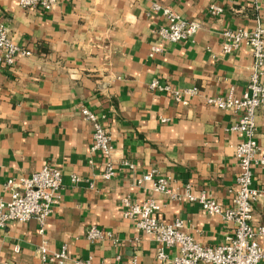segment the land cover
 Masks as SVG:
<instances>
[{
  "label": "crops",
  "instance_id": "1",
  "mask_svg": "<svg viewBox=\"0 0 264 264\" xmlns=\"http://www.w3.org/2000/svg\"><path fill=\"white\" fill-rule=\"evenodd\" d=\"M154 4L172 8L202 28L190 39L170 42L159 33L166 21ZM211 5L224 9L219 15ZM264 28V0H59L50 11L24 9L0 0V25L29 56L0 64V200L9 178L46 165L59 168L63 186L44 230L35 219L9 222L0 230V264H173L176 248L159 257L153 236L125 216L124 198L154 199L161 222L184 221L197 242H228L235 225L185 198L188 185L223 208L233 204L239 167L235 146L243 136L233 126L241 113L214 106L209 98L247 90L254 56L248 46L222 51L226 28ZM161 51L150 56L152 48ZM160 81L183 93L153 89ZM197 89L194 95L186 94ZM82 108L96 113L112 136L115 176L105 179L109 158L92 152L93 126ZM257 142L264 152V110L257 112ZM127 162V164H125ZM154 171L176 196L139 180ZM73 176L79 179L75 181ZM254 185L264 190V169L254 167ZM252 223L264 226V198ZM92 226L103 238L90 241ZM257 240L263 245L261 235ZM67 247L63 262L44 260ZM259 264H264V258Z\"/></svg>",
  "mask_w": 264,
  "mask_h": 264
},
{
  "label": "built area",
  "instance_id": "2",
  "mask_svg": "<svg viewBox=\"0 0 264 264\" xmlns=\"http://www.w3.org/2000/svg\"><path fill=\"white\" fill-rule=\"evenodd\" d=\"M59 0H19L24 9L40 8L52 10ZM153 9L161 12L166 25L161 27V37L170 42H180L192 38L201 28L202 23L197 20H186L172 8L154 4ZM224 9L218 5H211L210 12L215 15L223 13ZM248 46L254 56V65L247 90L242 96H235L233 91L226 96L212 97L208 102L219 108L241 113L239 122L233 130L242 134L243 140L235 146V160L239 167L236 178V189L233 204L223 208L216 200L204 194L196 196L191 185H188L185 198L191 202L200 203L212 215H219L224 220L235 225L234 234L228 242L218 246H207L197 242L185 231L183 220L173 223L161 222L157 217L160 206L154 199L142 203L131 202L129 198L123 199L126 207L125 216L136 221L137 226L153 236L159 244V257L163 260L169 258L166 249L176 248L177 254L173 257V264H259L264 258L263 245L257 240L261 235L264 242V226L257 232L253 226V206L259 197L264 198V190L254 185V167L264 169V152H262L257 139V112L264 110V28L258 24L249 28H226L222 32V51L225 54L238 50L241 46ZM161 51L154 46L150 56ZM31 52L21 48L10 36L6 26L0 25V64L13 66L18 56H29ZM153 89L172 91L170 86L162 85L160 81L151 83ZM174 98L179 102H186L183 93L172 91ZM186 94L194 95L197 89H189ZM84 118L93 126L92 152H99L109 158L105 179L115 176L116 170L111 160L112 136L108 129L100 123L99 116L87 108H82ZM127 164V162H125ZM77 181L79 178L73 176ZM152 182V189L176 196L167 178L157 176L154 171L146 173L139 183ZM63 186L62 171L52 165H46L41 170L19 179L9 178L4 189L10 193L8 200H0V230L9 222H27L35 219L41 225V231L47 218L51 215L58 203L59 192ZM103 231L92 226L87 232V238L95 241L103 238ZM44 260L63 263L67 258V247L63 246L61 252L48 257L46 247H41ZM132 264H138L136 260Z\"/></svg>",
  "mask_w": 264,
  "mask_h": 264
}]
</instances>
